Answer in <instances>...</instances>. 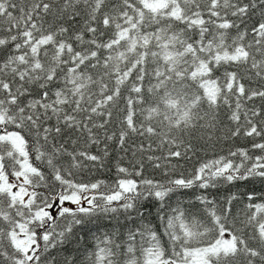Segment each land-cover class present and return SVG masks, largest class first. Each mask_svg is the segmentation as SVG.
Wrapping results in <instances>:
<instances>
[{
    "label": "snow or ice",
    "instance_id": "1",
    "mask_svg": "<svg viewBox=\"0 0 264 264\" xmlns=\"http://www.w3.org/2000/svg\"><path fill=\"white\" fill-rule=\"evenodd\" d=\"M256 183L264 0H0V264H264Z\"/></svg>",
    "mask_w": 264,
    "mask_h": 264
},
{
    "label": "trees",
    "instance_id": "2",
    "mask_svg": "<svg viewBox=\"0 0 264 264\" xmlns=\"http://www.w3.org/2000/svg\"><path fill=\"white\" fill-rule=\"evenodd\" d=\"M249 144L248 141L244 140V139H238L235 144L233 145L234 147H247ZM192 164H195V161L191 162V164L189 165V167L192 166ZM224 187H227V185H224ZM252 187H255L258 192H257V195L259 196L260 195V192L259 190L261 189H264V185H261L259 183H256V184H247V185H244L240 188V191H246V190H249L251 189ZM235 191V189H233ZM189 199H192L194 200L195 197L192 195V190H187L186 193L184 194V196L182 197V200L183 201H188ZM255 202L259 203L261 202L259 199H257ZM239 207H243V205H240ZM154 211V210H153ZM149 219H152V217H149ZM153 223L156 224L158 226V221H155L153 220Z\"/></svg>",
    "mask_w": 264,
    "mask_h": 264
}]
</instances>
